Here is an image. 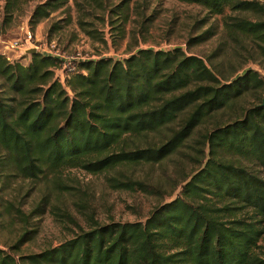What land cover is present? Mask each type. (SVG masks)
Wrapping results in <instances>:
<instances>
[{"label": "trees", "instance_id": "1", "mask_svg": "<svg viewBox=\"0 0 264 264\" xmlns=\"http://www.w3.org/2000/svg\"><path fill=\"white\" fill-rule=\"evenodd\" d=\"M175 1L210 15L224 9L263 11L256 0ZM63 2L38 5L30 23ZM232 26L258 41L264 57V22L241 19ZM208 37L203 32L194 43ZM59 67L39 53L25 67L0 55V177L33 181L49 175L61 198L73 195V188L58 175L77 169L102 175L111 190L156 197L161 184L139 179L133 170L181 154L198 128L211 126L197 132L199 141L192 146L197 169L180 181L174 199L157 205L143 222L99 224L86 216L90 226L58 246L17 259L0 250V264H264L256 252L263 234L264 176L254 170L264 174V81L256 72L220 82L201 58L180 48L135 49L122 60L89 59L62 82L56 77ZM256 92L259 105L237 113L236 102ZM49 198L46 192L27 213L19 198L1 206L23 226L18 245L31 232L28 218L42 205L56 215Z\"/></svg>", "mask_w": 264, "mask_h": 264}, {"label": "rangeland", "instance_id": "2", "mask_svg": "<svg viewBox=\"0 0 264 264\" xmlns=\"http://www.w3.org/2000/svg\"><path fill=\"white\" fill-rule=\"evenodd\" d=\"M46 1L17 0L11 6L10 0H0V54L5 53L10 62L18 60L24 67L29 64L31 55L5 49L9 42H22L28 32L32 41L26 46L39 54L52 45L60 53L78 54L88 60H122L135 49L180 48L187 55L201 58L220 82L230 81L248 70L256 72L264 81V57L258 48L261 44L238 33L232 26L241 19L264 22V0H256L262 5V12L236 13L224 9L221 15H210L200 6L175 0H64L59 8L32 25V12ZM203 32H208L209 37L195 44V37ZM21 56L23 58L19 59ZM3 91L0 89V94ZM259 97L260 92L244 95L236 102L237 113L259 105ZM230 114L227 112L221 119ZM210 126L206 123L198 128L180 150L181 154L159 166L133 170L135 177L147 176L151 183L161 184L162 193L156 197L111 190L102 175H89L77 169L64 170L58 175L62 184L73 188V195L61 198L53 191L49 175L33 181L0 177V250L17 259L56 247L78 234V229L86 230L90 226L86 216L99 224L143 222L157 205L174 199L180 192V181L197 169L191 160L194 158L192 146L199 141L197 132L204 133ZM254 170L264 176L261 169ZM46 192H50V204L57 208L56 215L42 205L40 212L27 220V229L32 233L25 235L18 245L16 240L23 226L21 228L12 214H5L1 206L4 202L15 205L12 199L19 198L20 210L27 213ZM73 201L80 203L81 208L73 206ZM256 252L264 257V223Z\"/></svg>", "mask_w": 264, "mask_h": 264}, {"label": "built area", "instance_id": "3", "mask_svg": "<svg viewBox=\"0 0 264 264\" xmlns=\"http://www.w3.org/2000/svg\"><path fill=\"white\" fill-rule=\"evenodd\" d=\"M31 41L32 40L30 34L28 32H25V37L23 38L22 42H9L5 45V49L9 51H19L21 54H24L29 49V47H27L26 45L29 44L30 46ZM0 55H2L8 62H10L9 58L5 57V53H1ZM41 55L49 56L59 62L60 67L59 71L56 73V77L60 82H62L68 75L74 73L77 63L88 60L80 57L78 54L67 55L64 53H60L56 49H54L52 45L49 46V48L42 50Z\"/></svg>", "mask_w": 264, "mask_h": 264}, {"label": "water", "instance_id": "4", "mask_svg": "<svg viewBox=\"0 0 264 264\" xmlns=\"http://www.w3.org/2000/svg\"><path fill=\"white\" fill-rule=\"evenodd\" d=\"M34 53H36L34 49H32V50H28V51L26 52V54H28V55H32V54H34ZM263 102H264V99L262 100V104H263Z\"/></svg>", "mask_w": 264, "mask_h": 264}]
</instances>
